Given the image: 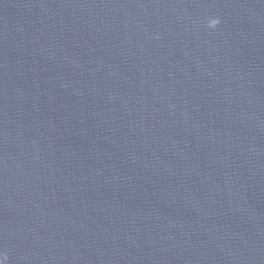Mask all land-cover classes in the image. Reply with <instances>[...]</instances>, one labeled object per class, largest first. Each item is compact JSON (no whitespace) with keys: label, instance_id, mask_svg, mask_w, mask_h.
Returning <instances> with one entry per match:
<instances>
[{"label":"water","instance_id":"water-1","mask_svg":"<svg viewBox=\"0 0 264 264\" xmlns=\"http://www.w3.org/2000/svg\"><path fill=\"white\" fill-rule=\"evenodd\" d=\"M3 257L264 264V0H0Z\"/></svg>","mask_w":264,"mask_h":264},{"label":"clouds","instance_id":"clouds-1","mask_svg":"<svg viewBox=\"0 0 264 264\" xmlns=\"http://www.w3.org/2000/svg\"><path fill=\"white\" fill-rule=\"evenodd\" d=\"M220 23L219 20H213L211 23V27H216ZM7 257L0 258V264H4Z\"/></svg>","mask_w":264,"mask_h":264}]
</instances>
